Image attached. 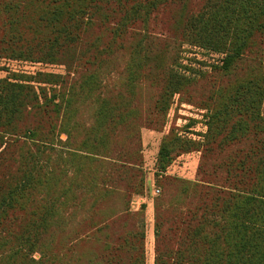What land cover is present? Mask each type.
<instances>
[{"label":"trees","instance_id":"1","mask_svg":"<svg viewBox=\"0 0 264 264\" xmlns=\"http://www.w3.org/2000/svg\"><path fill=\"white\" fill-rule=\"evenodd\" d=\"M1 59L65 74L0 80V264H148L142 131L176 100L207 132L162 140L153 264H264V0H0Z\"/></svg>","mask_w":264,"mask_h":264},{"label":"rangeland","instance_id":"2","mask_svg":"<svg viewBox=\"0 0 264 264\" xmlns=\"http://www.w3.org/2000/svg\"><path fill=\"white\" fill-rule=\"evenodd\" d=\"M156 29L160 30L159 28ZM191 50L192 54L188 53L189 57L199 62L203 61L212 64L220 61L222 58L220 55L206 50L194 48ZM184 64L187 65V62ZM194 68L199 70L200 66L195 63ZM39 72L63 75L65 74V68L63 66L45 65L42 63L0 60V80L7 77L9 73L35 75ZM196 94L197 96L203 94L202 84L196 87ZM205 115L206 112L192 106L186 104L179 106L176 100L168 114L167 125L161 132L150 129H144L142 131L144 169L147 172V192L145 196L134 199V208L140 209L143 204L146 205L148 264H153L154 258V198L157 197L155 191L160 190L157 185L156 164L162 140L165 135L169 134L171 128L175 127L183 130L180 134L184 135V137L195 141H202V136L207 132ZM199 162L200 153L181 156L168 168L166 175L188 181H195ZM35 258L38 259L39 256H35Z\"/></svg>","mask_w":264,"mask_h":264},{"label":"built area","instance_id":"3","mask_svg":"<svg viewBox=\"0 0 264 264\" xmlns=\"http://www.w3.org/2000/svg\"><path fill=\"white\" fill-rule=\"evenodd\" d=\"M155 195H160V190H156L155 191ZM134 204H135V200L133 201V203H132V206H133V208H134ZM135 209V208H134ZM135 210H137V209H135Z\"/></svg>","mask_w":264,"mask_h":264},{"label":"crops","instance_id":"4","mask_svg":"<svg viewBox=\"0 0 264 264\" xmlns=\"http://www.w3.org/2000/svg\"><path fill=\"white\" fill-rule=\"evenodd\" d=\"M135 198H136V197H135ZM135 198H134V199H135ZM137 210H139V209H137Z\"/></svg>","mask_w":264,"mask_h":264}]
</instances>
